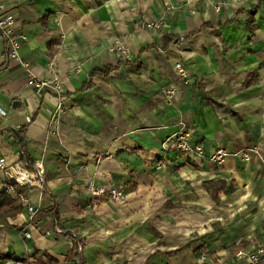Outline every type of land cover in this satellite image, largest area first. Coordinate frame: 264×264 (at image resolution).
Wrapping results in <instances>:
<instances>
[{
	"label": "crops",
	"instance_id": "1",
	"mask_svg": "<svg viewBox=\"0 0 264 264\" xmlns=\"http://www.w3.org/2000/svg\"><path fill=\"white\" fill-rule=\"evenodd\" d=\"M0 6L27 37L20 61L9 59L0 70V159L22 161L13 133L25 127L28 157L43 159L46 171L44 191L0 192V205L6 196L17 201L0 211V264H37L36 252L42 264H77L75 241L83 244L84 264H234L237 251L264 246L259 157L217 165L163 151L181 120L208 156L258 148L264 159V0ZM157 21L159 29L140 28ZM118 44L130 60L112 51ZM6 50L0 35V66ZM21 63L39 78H50L52 67L61 77L65 111L56 122V97L38 96ZM176 63L187 68L188 84ZM108 67L117 68L90 79ZM169 87L176 91L172 105L163 94ZM89 179L104 189L122 186L125 201L92 196Z\"/></svg>",
	"mask_w": 264,
	"mask_h": 264
},
{
	"label": "built area",
	"instance_id": "2",
	"mask_svg": "<svg viewBox=\"0 0 264 264\" xmlns=\"http://www.w3.org/2000/svg\"><path fill=\"white\" fill-rule=\"evenodd\" d=\"M217 9L219 10L220 7L218 6ZM0 10H2L1 6ZM16 24L17 20L13 14L5 13L0 15V35L5 40L8 57L10 60L20 61V50L27 37L17 30ZM162 25L163 21H157L142 24L140 28L142 30L159 29ZM112 51L116 52L122 60H130L129 50L124 44L116 45ZM21 65L28 74V85L35 90L38 96L49 94L56 97L57 106L52 114V122H56L65 111V91L61 77L53 67L51 69V77L44 79L35 76L27 63H21ZM175 70L180 79L188 84L189 73L187 68L182 63H176ZM163 94L168 105H172L176 97L175 89L172 87L166 88L163 90ZM163 151H175L191 159H206L217 165L223 164L228 157H236L242 162H250L252 157L257 156L264 162L263 156L258 148H248L235 153H229L224 149H218L212 155H206L202 140L196 136L192 127L181 120L175 125L174 132L164 141ZM104 158L111 159L113 155L107 153ZM0 170L4 177L3 182L0 183V192L3 191V193L8 192L15 194V188L17 186L23 188L32 187L39 191H44L45 189L46 171L43 159L35 161L34 169H29L22 161L9 164L5 159H0ZM85 187L94 197L108 196L109 199L115 202H123L126 199V193L120 185L104 189L97 186L94 179H89ZM28 212L30 214V219H33L37 213L36 206L32 204L28 205ZM57 230L61 231L60 229ZM25 237L27 239L31 238V232H26ZM206 259L207 257L205 254L200 257L202 261ZM220 264L228 263L222 262ZM234 264H264V246L258 245L251 251H237L234 257Z\"/></svg>",
	"mask_w": 264,
	"mask_h": 264
},
{
	"label": "trees",
	"instance_id": "3",
	"mask_svg": "<svg viewBox=\"0 0 264 264\" xmlns=\"http://www.w3.org/2000/svg\"><path fill=\"white\" fill-rule=\"evenodd\" d=\"M6 58H7L6 63L4 65L0 66V70L1 71H3V70L8 68V65H9V62H8L9 61L8 50H6ZM116 68L117 67H108V68H106V70L104 72H102V71L95 72L92 75H90V79H92L96 75H102L104 77H107ZM91 87H92V83L90 82V83L84 85V87L82 88V91H86V90L90 89ZM25 133H26V128L23 127L19 131L14 132L13 136L15 137V139L17 140V142L20 145L22 162L29 169H34V163H35L36 160L34 161V160H32L31 158L28 157L27 150H26V144H25V140H24ZM16 202H17L16 199H14L13 197L6 196L4 205H0V211L5 212V210H7V208H10V207H11V209H13L14 207L16 208L17 207L16 205L13 207V205L10 204V203L16 204ZM75 243H76L75 244V249H74V252H73L74 256H75V260L79 261V262L77 261V264H84V261L81 258V252H82V249H83V244L81 242H76V241H75ZM38 255H39V253H37V252L34 255V257L37 259V264H42V261H41V259L39 258Z\"/></svg>",
	"mask_w": 264,
	"mask_h": 264
}]
</instances>
